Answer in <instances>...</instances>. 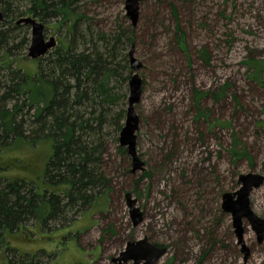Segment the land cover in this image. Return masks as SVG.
Segmentation results:
<instances>
[{"label":"rangeland","instance_id":"obj_1","mask_svg":"<svg viewBox=\"0 0 264 264\" xmlns=\"http://www.w3.org/2000/svg\"><path fill=\"white\" fill-rule=\"evenodd\" d=\"M7 1L6 6L21 10L29 4ZM89 6L102 28H112L116 17H124L137 33V44L131 46L141 63L135 71L142 84L134 111L135 148L142 164L131 171L126 148L119 140L110 141L106 208L69 213V225L53 220L41 229L30 222L31 240L21 229L23 238L9 239L10 246L42 252L43 264H133L120 254L128 242L146 238L167 249L155 264H264V242H257L246 219L243 240L249 255L244 260L231 217L222 207L223 195L241 188V175L264 176V69L248 67L254 62L264 68V0H138L135 26L126 15L125 0H90ZM27 16L32 15L22 17ZM25 25L30 39L31 27ZM177 27L185 34V50L177 45ZM44 34L55 37L45 27ZM29 43L19 67L35 70L36 60L27 55ZM29 144L0 145V176L42 180L50 146ZM127 193L142 214L136 225ZM249 206L264 218V181L250 192Z\"/></svg>","mask_w":264,"mask_h":264},{"label":"trees","instance_id":"obj_2","mask_svg":"<svg viewBox=\"0 0 264 264\" xmlns=\"http://www.w3.org/2000/svg\"><path fill=\"white\" fill-rule=\"evenodd\" d=\"M7 2H0V145L47 142L51 154L38 183L0 176V264H43L42 252H21L9 239L23 238L21 229L30 237V222L47 229L53 220L64 223L69 213L106 208L111 178L105 155L123 126L131 75L128 51L137 44V33L124 17H116L112 28H102L90 0H29L24 10ZM24 13L56 37V45L35 59V70L19 67L30 42L28 26L16 23ZM176 31L177 45L185 50V34L179 27ZM201 56L208 61L205 52ZM248 67L264 69L254 62ZM236 144L233 152L239 157ZM209 239L215 242L212 233Z\"/></svg>","mask_w":264,"mask_h":264},{"label":"water","instance_id":"obj_3","mask_svg":"<svg viewBox=\"0 0 264 264\" xmlns=\"http://www.w3.org/2000/svg\"><path fill=\"white\" fill-rule=\"evenodd\" d=\"M1 2V0H0ZM126 15L130 18L131 24L135 26L138 16V0H125ZM4 21V16L0 10V23ZM17 24L23 23L31 27L30 45L27 55L31 59H37L46 54L56 45L55 37L46 38L44 34V24L35 17H21L17 20ZM129 69L131 75L128 81V97L127 108L124 124L119 132V145L126 148L128 155L132 159V169L141 166L138 159L135 141L136 131L138 130V116L134 111L135 104L139 101L141 95V79L135 72L140 68L141 63L134 57L133 46L128 52ZM264 181V176L259 174H246L239 177V183L242 185L239 190L233 193H225L223 195V209L229 213L231 217L234 234L237 238L240 250L244 254V260L249 255V249L243 240V219H246L252 230L256 233L258 240L264 237V218L257 216L249 206V194L254 187H258ZM127 205L134 225L141 220V211L135 207V200L130 199V194H126ZM166 248L154 245L147 241L146 238L128 242L125 250L120 254V259L126 261L133 259V264H155V262L166 253Z\"/></svg>","mask_w":264,"mask_h":264},{"label":"flooded vegetation","instance_id":"obj_4","mask_svg":"<svg viewBox=\"0 0 264 264\" xmlns=\"http://www.w3.org/2000/svg\"><path fill=\"white\" fill-rule=\"evenodd\" d=\"M246 222H247V220H246ZM248 223V222H247ZM249 224V223H248ZM256 240H257V242L259 243V244H261L262 242H264V237H263V239H261V240H258V238L256 237Z\"/></svg>","mask_w":264,"mask_h":264}]
</instances>
